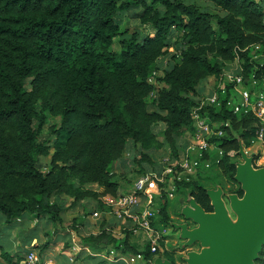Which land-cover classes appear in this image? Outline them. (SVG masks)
<instances>
[{"label": "trees", "instance_id": "16d2710c", "mask_svg": "<svg viewBox=\"0 0 264 264\" xmlns=\"http://www.w3.org/2000/svg\"><path fill=\"white\" fill-rule=\"evenodd\" d=\"M207 1L217 12L182 0H0L1 264H20L24 249L38 250L44 259L49 241L28 249L37 239L36 227L20 231L15 252L11 242L2 244L17 220L46 219L54 226L45 233L50 239L61 230L78 231L82 221L73 219L65 226V212L81 202L107 211L102 198H116L119 190L111 166L127 148L140 151L136 164L142 171L154 165L150 153L165 146L176 156V142L194 132L195 113L212 124L227 123L221 127L223 136L211 142L222 153L215 167L235 184L239 145L250 146L255 119L231 114L224 102L197 110L194 98L208 78L217 83L226 64L237 57L246 63L242 50L263 42L264 0ZM132 8L142 9L139 22L152 35L140 37L116 22ZM173 31L178 35L173 37ZM115 42L117 51L112 50ZM173 45L179 56L157 79L161 86L149 110L147 100L154 92L149 80ZM45 114L60 120L51 127L49 144L38 140ZM160 125L164 128L158 129ZM160 134L162 142L157 140ZM43 157H50L46 171L37 167ZM206 170L200 167L191 181L174 179V187L212 214L202 183ZM236 194L243 197L241 189ZM62 197L71 199L69 207ZM166 207L165 202L159 211L160 223L168 222ZM105 226L102 220L99 232L80 237L79 245L94 252L112 246L121 255H141L147 264L154 259L148 246L138 251L130 245L129 231L116 239ZM159 250L174 264L164 240Z\"/></svg>", "mask_w": 264, "mask_h": 264}, {"label": "rangeland", "instance_id": "374dc122", "mask_svg": "<svg viewBox=\"0 0 264 264\" xmlns=\"http://www.w3.org/2000/svg\"><path fill=\"white\" fill-rule=\"evenodd\" d=\"M148 1V0H147ZM185 3H193L197 5L199 8H201L204 11H207L209 13H215L217 10L207 1V0H182ZM142 13V9L140 8H132L127 12L121 13L118 15L116 18V22L123 28L128 29L129 31H134L138 33L140 37H144L145 35H152L153 31L150 27L148 26H142L139 22V15ZM175 33L178 35L177 32L173 31L172 36L175 37ZM180 36V35H179ZM119 49L118 44L115 42V44L112 47V50L117 51ZM167 53L164 57H162L158 61V68L156 71L153 73L152 78L150 79V84L153 85L154 87V92L150 95L148 98V108L149 110L152 109L151 102L156 98L157 94L156 92L160 88L161 84L157 81V79H160L163 77V74L165 73L164 70L170 68V66L177 61V56H179V50L176 49L175 46H170L169 48L166 49ZM29 82L30 80H27L25 83L26 89L29 90ZM216 84V81L214 78H208L199 88V92L201 93L197 97L194 98L196 104L198 105H206V95L208 94L209 90L211 92V89L214 88V85ZM210 94V93H209ZM208 94V95H209ZM216 107V106H215ZM36 111L39 113L41 111L40 109V104L37 105ZM46 115V121L44 126L41 129V132L39 134L38 140L42 144H49L52 139L53 135L51 132V127L53 126H58L59 125V118H53L50 117L49 115ZM196 119V118H195ZM204 119V118H203ZM206 122L210 123L209 120L204 119ZM211 128L213 131H216V128L218 124H212L210 123ZM197 126H199V121H196L194 124V132L191 133H186L185 136L176 142L177 146L181 150L182 148L185 149L187 147L188 141L193 140L196 135V131H198ZM164 126H159L158 129H163ZM212 135V134H211ZM213 138H216V136H211L210 143H211V151H210V160L212 161V166L207 169L206 171L202 172V183L206 187L207 191L210 193L212 197V201L214 200V203H219L225 213V219L227 222L228 228L234 229L237 224H238V214L233 208L234 202L240 203V201L243 199L239 198L238 195L236 194V191L238 189H241L243 191V196L245 195V190H243V185L239 183L238 181H235V184L230 183L227 181L225 178H223L218 171V169L215 167V161L217 159H220L218 156V150L216 149L215 145L211 140ZM157 140L162 142L163 138L161 137V134L157 137ZM241 148L242 151L237 155L236 161L239 167H246L247 165L250 164V168L253 172H258V171H264V146L261 145L260 143L254 141V139L251 141V144L249 147L243 146L241 143ZM131 145L127 148V151L125 154L128 152L131 153V158L130 161L127 163L128 167L130 169V172L136 175H141L144 176L146 171H150L151 168L153 169V172H158L163 174L164 168L168 165L166 159L167 157L170 159V161H178L180 158L179 152H177L176 156H173L171 151L167 146L163 147L162 149L159 150L158 155H157V160L154 162L153 167H149L147 165V170H143L141 166H138L136 164V160H140L141 158V153L139 150H136L135 152H132ZM50 154H52V151H50ZM124 154V155H125ZM156 159V158H154ZM50 162V157H43L38 160L37 167L42 170L46 171ZM117 163V162H115ZM113 163V165L115 164ZM144 165V164H143ZM126 166V164H125ZM146 166V165H145ZM172 167V174H164V184L161 187H158V189L152 190L150 187L149 194L151 196L152 200V205L156 210V217L151 221L152 225V231L153 233L150 234L152 239H156L157 241L164 240L165 243V249L169 252H171L174 256V264H189L191 261V257L194 255H201L205 250H209V247L204 246L200 241H192L190 237H186L185 234L187 233H193L196 232L198 229H200V224L198 222H195L194 219L191 217V213L196 212V207L192 200L188 197H185L181 193L174 192L172 194V197H168L167 195L169 194V187L171 185H174V180H173V175L175 172H178V164L171 165ZM126 167L124 168V172H115L116 167L111 166V173L114 174V178L117 180H120L121 182L124 181L125 179V173L126 171L129 172ZM120 173V174H119ZM201 173V172H200ZM121 175V176H118ZM197 175V174H196ZM196 176L193 177L192 180H194ZM125 182V181H124ZM129 185H131V182H127ZM135 183V182H134ZM158 184L154 179L152 180V185ZM159 185V184H158ZM264 189V184L262 186ZM96 189V188H94ZM129 187L127 188V190ZM126 193V192H125ZM163 193V194H162ZM163 195L165 197H163ZM62 201H65V207H69V205L72 203V201L69 198L63 197L61 198ZM166 202L167 207H166V213L169 217L167 223H160L161 217H159V211L162 207V205ZM94 205V204H93ZM97 211L95 207H88L87 211L88 212H81L80 208H72L69 207L68 210L64 214V222L66 225H70L73 219H78L79 221L84 220L85 218H89L92 215V210ZM91 212V213H90ZM89 213V214H86ZM100 217L103 218L105 216V212H99ZM77 215L81 216V218H76L78 217ZM83 215L85 217H83ZM88 219V221H89ZM103 220V219H101ZM93 221V220H92ZM101 221H97L96 223H100ZM2 223V222H1ZM54 228L51 227L49 231H52ZM124 229V228H122ZM110 232V231H109ZM124 233V230L122 231ZM113 234L112 232H110ZM113 236V235H112ZM114 237V236H113ZM137 237L138 235L135 234L132 237V243L134 245H137ZM49 237L45 236L43 234L41 246L45 243V239ZM5 239V240H3ZM2 244H7L8 242V237L5 238L3 236ZM51 241L52 239H48ZM148 242L141 243L142 249L141 251L147 247ZM264 246V245H263ZM263 248V247H262ZM26 252V249H24ZM113 247H109L106 250L105 255L108 256V258H112L114 261H117L119 263L123 264H147L144 262V260H136L134 263H126L125 257H128L127 260L130 258L131 255H121L120 253L117 254H112ZM25 252H22V256L25 254ZM163 252L161 250L158 251V254H155L154 259L150 262V264H154L156 259H159L162 263H166L164 260L165 258L163 257ZM262 250L260 253L257 254V259L253 261L252 264H264V255L261 254ZM117 256V257H116ZM44 257V253H43ZM134 257V256H133ZM256 263V261H258ZM90 264H93L90 262Z\"/></svg>", "mask_w": 264, "mask_h": 264}, {"label": "built area", "instance_id": "2783aa9c", "mask_svg": "<svg viewBox=\"0 0 264 264\" xmlns=\"http://www.w3.org/2000/svg\"><path fill=\"white\" fill-rule=\"evenodd\" d=\"M246 56V63L242 62L238 57L223 68L222 74L218 79L214 88L209 90L206 96V105L217 106L224 102V108L235 116H251L255 119L254 141L264 146V40L260 44H256L241 51ZM150 82V80H149ZM202 105L198 106L199 110ZM196 118V119H195ZM207 117L200 116L198 113L194 115V124L199 121L198 131L193 140H189L187 147L180 153L178 161H170L167 157L164 159L168 165L164 168L163 174L146 171L134 185L131 193L119 195L116 198L104 197L102 203L107 208L105 214L122 222L124 228L132 234L142 231L147 234L148 247L152 255L158 254L159 241L152 239L151 221L156 217V210L152 205L150 188L157 190L164 184V174H172L171 165L178 164V172L173 175L176 181H191L189 176H196L198 169L203 167L209 169L212 166L210 158L211 136L222 137V126L227 127V123H219L216 131H213L210 123L204 119ZM212 134V135H211ZM218 156L222 153L218 151ZM217 159L215 164H218ZM158 184L152 185V180ZM150 187V188H149ZM175 192L174 185L169 187L168 197H172ZM100 213L94 211L92 217L100 218ZM35 245V244H34ZM88 249V248H84ZM125 257L126 263H134L136 260H143L141 255ZM20 264H54L50 260H43L34 250L25 252Z\"/></svg>", "mask_w": 264, "mask_h": 264}, {"label": "water", "instance_id": "95a60500", "mask_svg": "<svg viewBox=\"0 0 264 264\" xmlns=\"http://www.w3.org/2000/svg\"><path fill=\"white\" fill-rule=\"evenodd\" d=\"M242 151L239 145L238 154ZM236 181L243 185L245 195L240 203L234 202L233 208L238 214V224L229 229L225 213L219 203H214L208 192L212 214H206L195 204L196 212L191 213L200 229L185 234L192 241H200L209 247L201 255L191 257L189 264H252L257 259L264 245V171L253 172L250 164L236 167ZM162 263L156 259L154 264H171L167 260Z\"/></svg>", "mask_w": 264, "mask_h": 264}, {"label": "crops", "instance_id": "0c3cea01", "mask_svg": "<svg viewBox=\"0 0 264 264\" xmlns=\"http://www.w3.org/2000/svg\"><path fill=\"white\" fill-rule=\"evenodd\" d=\"M208 94H209V92H208ZM183 150H184V148H182L179 151V154ZM158 152L159 151L150 153L151 155L153 154L152 155L153 163L156 162V160H157ZM130 158H131V153L128 152L127 154H125L123 156V158L119 162L112 165V166H114V168L116 167L115 172L116 171L121 172L124 170V168L126 169V167H127V169H129L127 163L130 161ZM154 158H156V159H154ZM125 164H126V166H125ZM151 170H153V169H151ZM128 171L129 172L126 171V173H125V179H124L125 182L124 181L121 182L120 180L115 179L119 185L118 196L123 195V194H127V193H131L134 190L135 183L142 177L141 175L133 174L132 173L133 171L130 172V169ZM118 176H121V175H118ZM193 177L194 176H192V175L189 176V178L191 180L193 179ZM128 181L131 182V185H129L127 183ZM128 187H129V189L127 190ZM93 206H94L93 203L81 202L72 208L78 207V208H80L81 212L83 211L85 213V212H88L87 211L88 207H93ZM84 207L86 208V211H84ZM91 212L93 213L94 209ZM77 216L78 217H76V218H81V216H79V215H77ZM83 217H85V216L83 215ZM88 219L89 218H85L84 220H82V223L77 226L78 231H74L71 229L61 230L58 233H56V235L52 238L51 241H49L48 238L45 239L46 240L45 243L49 241V245L44 251V259L43 260H46V261L50 260L54 264H90V262H92L93 264H97V261L99 262L102 260L105 261L103 264H123L122 262L119 263L117 261H114L111 257L108 258V256L105 255L106 251L94 252V251H91L89 249L86 250L79 245V238L80 237L88 236L91 233L96 235L99 232V223H96V222L102 221L101 219L106 221V226H105L106 230L112 232L113 233L112 235L116 239H122L124 237L122 231L127 230L124 228V225L122 224V222L118 221L117 219H115L111 216H108L107 214H105V216L103 218L100 217L99 219H94L91 215L89 221H88ZM64 224H66V223L64 222ZM34 227H36V229H37V239L32 240L30 246L28 247V249H29V248L37 245V243L41 244L43 234L48 232V230H51L50 224L46 223V219L40 220V221H36V220L31 219V218H27L24 221H22V219H19V220H17L16 224H14V226L12 228H10V230L8 229L9 230L8 231V241L11 242V245H12V247L10 249L11 252L17 251L18 247H20V244H21L20 243L21 237L19 238V236H21L20 231L22 232L23 229L34 228ZM122 228H124V229H122ZM135 234L138 235L137 240H136L137 245H134L132 243V237ZM135 234L131 233V235L129 236V243L136 250L141 251V249H142L141 243L148 242L147 234L142 232V231H138ZM66 245H68L69 247H67ZM112 254H117V253H116V251H113ZM90 256L96 257L97 259H91Z\"/></svg>", "mask_w": 264, "mask_h": 264}]
</instances>
